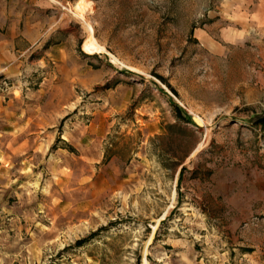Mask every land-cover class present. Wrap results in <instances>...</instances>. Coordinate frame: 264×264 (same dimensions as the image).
Returning a JSON list of instances; mask_svg holds the SVG:
<instances>
[{
	"label": "rangeland",
	"instance_id": "obj_1",
	"mask_svg": "<svg viewBox=\"0 0 264 264\" xmlns=\"http://www.w3.org/2000/svg\"><path fill=\"white\" fill-rule=\"evenodd\" d=\"M80 1L0 0V264H264V0Z\"/></svg>",
	"mask_w": 264,
	"mask_h": 264
},
{
	"label": "bare ground",
	"instance_id": "obj_2",
	"mask_svg": "<svg viewBox=\"0 0 264 264\" xmlns=\"http://www.w3.org/2000/svg\"><path fill=\"white\" fill-rule=\"evenodd\" d=\"M75 7H76V10H77L76 14L83 21H86L87 19L85 18V13H84V10H85V7H86L85 6V1L82 0V1L78 2ZM86 24H88V27H89V30H90V39H88V41H86V43L84 44L85 51H87L88 53H91V54L104 51L105 47L102 46L101 44H99V42L93 36V28H92V26L88 22Z\"/></svg>",
	"mask_w": 264,
	"mask_h": 264
},
{
	"label": "crops",
	"instance_id": "obj_3",
	"mask_svg": "<svg viewBox=\"0 0 264 264\" xmlns=\"http://www.w3.org/2000/svg\"><path fill=\"white\" fill-rule=\"evenodd\" d=\"M7 44L6 39L0 36V68L7 65Z\"/></svg>",
	"mask_w": 264,
	"mask_h": 264
},
{
	"label": "water",
	"instance_id": "obj_4",
	"mask_svg": "<svg viewBox=\"0 0 264 264\" xmlns=\"http://www.w3.org/2000/svg\"><path fill=\"white\" fill-rule=\"evenodd\" d=\"M262 121H264V117H263V118H261V119H259V122H262Z\"/></svg>",
	"mask_w": 264,
	"mask_h": 264
}]
</instances>
